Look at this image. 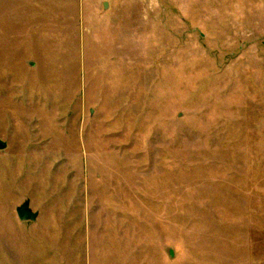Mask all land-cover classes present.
<instances>
[{
    "label": "rangeland",
    "instance_id": "rangeland-1",
    "mask_svg": "<svg viewBox=\"0 0 264 264\" xmlns=\"http://www.w3.org/2000/svg\"><path fill=\"white\" fill-rule=\"evenodd\" d=\"M0 139V264H264V0H0Z\"/></svg>",
    "mask_w": 264,
    "mask_h": 264
},
{
    "label": "water",
    "instance_id": "water-1",
    "mask_svg": "<svg viewBox=\"0 0 264 264\" xmlns=\"http://www.w3.org/2000/svg\"><path fill=\"white\" fill-rule=\"evenodd\" d=\"M7 144L0 139V149H4ZM17 215L21 221H36L38 212H34L30 207V202L25 201L22 205L16 208Z\"/></svg>",
    "mask_w": 264,
    "mask_h": 264
}]
</instances>
